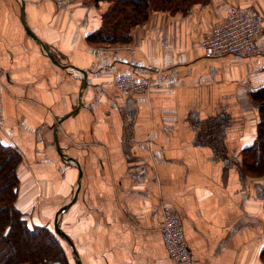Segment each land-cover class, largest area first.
<instances>
[{
    "label": "crops",
    "instance_id": "1",
    "mask_svg": "<svg viewBox=\"0 0 264 264\" xmlns=\"http://www.w3.org/2000/svg\"><path fill=\"white\" fill-rule=\"evenodd\" d=\"M237 5L264 14V0H194L151 8L107 41L96 34L108 0H0V138L22 156L16 203L52 229L68 204L58 226L69 264H176L165 211L179 216L192 264H264V173L242 165L264 30L248 57H208L200 44ZM117 72L151 87L119 89Z\"/></svg>",
    "mask_w": 264,
    "mask_h": 264
},
{
    "label": "trees",
    "instance_id": "2",
    "mask_svg": "<svg viewBox=\"0 0 264 264\" xmlns=\"http://www.w3.org/2000/svg\"><path fill=\"white\" fill-rule=\"evenodd\" d=\"M99 1V0H95ZM97 39L114 40L126 29L146 20L151 8L185 12L194 0H108ZM118 34V35H117ZM257 106L255 139L242 150L246 173H264V84L250 92ZM22 156L14 144L0 138V264H69L60 235L45 224L27 219L17 206ZM264 263V247L260 251Z\"/></svg>",
    "mask_w": 264,
    "mask_h": 264
},
{
    "label": "built area",
    "instance_id": "3",
    "mask_svg": "<svg viewBox=\"0 0 264 264\" xmlns=\"http://www.w3.org/2000/svg\"><path fill=\"white\" fill-rule=\"evenodd\" d=\"M58 6H69L73 0H55ZM264 30V14L252 6H231L221 19L214 22L205 32L200 44L204 55L208 57L232 54L236 57H248L261 49L256 38ZM117 88L143 93L150 89L148 77H136L124 72L114 74ZM161 237L168 256L176 264H192L190 249L187 246L179 216L165 211L160 225Z\"/></svg>",
    "mask_w": 264,
    "mask_h": 264
},
{
    "label": "water",
    "instance_id": "4",
    "mask_svg": "<svg viewBox=\"0 0 264 264\" xmlns=\"http://www.w3.org/2000/svg\"><path fill=\"white\" fill-rule=\"evenodd\" d=\"M78 70V69H77ZM80 72H81V74H82V82H81V84H80V86H79V93L81 92V90L84 88V86H85V77H86V73L84 72V71H81V70H79ZM59 120V119H58ZM57 125H58V122H56V127L55 128H57ZM54 139H55V141H56V135H55V132H54ZM56 148H57V150H59V146L57 145V143H56ZM67 206H68V204H65V205H63L62 207H60V209L56 212V214H55V220H54V229H55V231H57V233H59V234H63L64 235V233H63V231L62 230H60V228H59V226H58V221H59V218H60V214H61V212L65 209V208H67Z\"/></svg>",
    "mask_w": 264,
    "mask_h": 264
},
{
    "label": "rangeland",
    "instance_id": "5",
    "mask_svg": "<svg viewBox=\"0 0 264 264\" xmlns=\"http://www.w3.org/2000/svg\"><path fill=\"white\" fill-rule=\"evenodd\" d=\"M16 146V145H15ZM17 147V146H16ZM18 149V148H17ZM19 150V149H18ZM20 152V151H19ZM19 195H20V190H19ZM19 195H18V197H19ZM19 207V206H18ZM20 208V207H19ZM61 230V229H60ZM57 232V231H56ZM64 232V231H63ZM60 235V237H61V235L62 234H59Z\"/></svg>",
    "mask_w": 264,
    "mask_h": 264
},
{
    "label": "bare ground",
    "instance_id": "6",
    "mask_svg": "<svg viewBox=\"0 0 264 264\" xmlns=\"http://www.w3.org/2000/svg\"><path fill=\"white\" fill-rule=\"evenodd\" d=\"M23 202V201H22Z\"/></svg>",
    "mask_w": 264,
    "mask_h": 264
}]
</instances>
